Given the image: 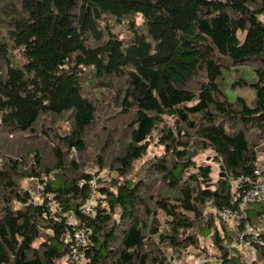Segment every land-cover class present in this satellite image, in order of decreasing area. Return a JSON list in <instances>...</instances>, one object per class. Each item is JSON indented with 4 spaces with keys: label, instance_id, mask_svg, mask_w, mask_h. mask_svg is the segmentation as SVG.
Instances as JSON below:
<instances>
[{
    "label": "trees",
    "instance_id": "16d2710c",
    "mask_svg": "<svg viewBox=\"0 0 264 264\" xmlns=\"http://www.w3.org/2000/svg\"><path fill=\"white\" fill-rule=\"evenodd\" d=\"M253 63V103L229 102ZM256 161L264 182V0H0V264H69L71 213L85 264H264L234 246L264 238V200L222 218Z\"/></svg>",
    "mask_w": 264,
    "mask_h": 264
},
{
    "label": "built area",
    "instance_id": "2783aa9c",
    "mask_svg": "<svg viewBox=\"0 0 264 264\" xmlns=\"http://www.w3.org/2000/svg\"><path fill=\"white\" fill-rule=\"evenodd\" d=\"M112 171H104L102 173H91L88 185L91 187V191L87 196L85 202L79 206V212L86 216L91 217L94 215L99 203L97 201L96 191L101 183L106 182L108 176ZM260 169L258 162L253 164L252 179L241 177L235 185L239 188V198L234 210L224 209L222 211V218L226 222L231 221H245L246 214L245 208L249 204L260 203L264 200V182L260 177ZM247 182L248 188H241L239 184ZM48 206V215L53 216L55 210L54 207H58V202L53 199L52 196L47 195L44 198ZM66 227L62 233V240L65 244H68L70 249L66 260L69 264H85V250L88 243V228L81 227L76 228V218L73 213L67 214L64 219ZM248 242V243H247ZM242 243L251 244L264 249V238L251 230L249 224H245V229L237 233L234 244L241 245ZM199 264V263H196Z\"/></svg>",
    "mask_w": 264,
    "mask_h": 264
},
{
    "label": "rangeland",
    "instance_id": "374dc122",
    "mask_svg": "<svg viewBox=\"0 0 264 264\" xmlns=\"http://www.w3.org/2000/svg\"><path fill=\"white\" fill-rule=\"evenodd\" d=\"M141 19L140 17L136 18V22H140ZM140 25V24H138ZM143 27V25H142ZM112 30L114 32H120L122 34V37H124L126 35V28L124 26L118 25V26H113ZM258 67L257 64H243V65H238L236 68H234V70H232L231 72L227 73L225 75V82H224V92L229 100V102L231 103H235L238 99H245L249 102V104H252L255 98V93L256 90L254 87H252V84L256 83V75L254 72V69H256ZM246 82L247 85H240L241 82ZM62 128L65 130L66 127L63 125ZM40 143H38L37 148L40 147ZM206 159V158H205ZM216 166V165H215ZM89 170H93V169H88ZM86 171V172H87ZM218 173L216 172V170L213 169V175L212 178L215 181L216 178L218 177ZM52 178V176H50ZM32 180V179H31ZM25 181V188L28 190H32L33 191V183L32 181ZM34 182V181H33ZM38 188V186H37ZM254 207L257 208H263L264 210V205L262 204H258V205H254ZM56 209V207H54V210ZM233 223V222H231ZM243 244V243H242ZM234 246H239L234 244ZM190 259V258H188ZM188 262V260H187Z\"/></svg>",
    "mask_w": 264,
    "mask_h": 264
},
{
    "label": "crops",
    "instance_id": "0c3cea01",
    "mask_svg": "<svg viewBox=\"0 0 264 264\" xmlns=\"http://www.w3.org/2000/svg\"><path fill=\"white\" fill-rule=\"evenodd\" d=\"M252 252H253V251H252ZM254 253H255V252H253V253L250 252V254H249V253L245 254V260H247V261H252V260H253V255H254Z\"/></svg>",
    "mask_w": 264,
    "mask_h": 264
},
{
    "label": "water",
    "instance_id": "95a60500",
    "mask_svg": "<svg viewBox=\"0 0 264 264\" xmlns=\"http://www.w3.org/2000/svg\"><path fill=\"white\" fill-rule=\"evenodd\" d=\"M180 133V132H179ZM220 170H222V168L220 167ZM220 176H224L223 174H221ZM215 194H216V192H215Z\"/></svg>",
    "mask_w": 264,
    "mask_h": 264
}]
</instances>
